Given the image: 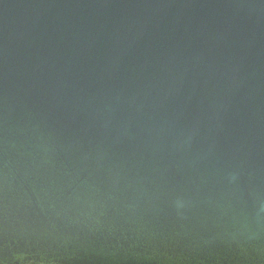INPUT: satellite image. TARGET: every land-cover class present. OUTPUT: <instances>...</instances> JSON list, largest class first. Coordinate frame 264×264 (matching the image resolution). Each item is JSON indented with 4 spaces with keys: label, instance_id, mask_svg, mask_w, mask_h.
Listing matches in <instances>:
<instances>
[{
    "label": "water",
    "instance_id": "95a60500",
    "mask_svg": "<svg viewBox=\"0 0 264 264\" xmlns=\"http://www.w3.org/2000/svg\"><path fill=\"white\" fill-rule=\"evenodd\" d=\"M0 264H264V0H0Z\"/></svg>",
    "mask_w": 264,
    "mask_h": 264
}]
</instances>
